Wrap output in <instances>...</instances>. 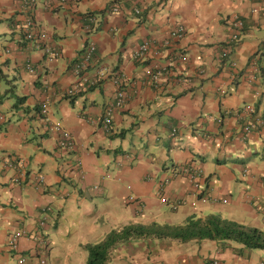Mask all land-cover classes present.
Listing matches in <instances>:
<instances>
[{
  "label": "crops",
  "instance_id": "crops-1",
  "mask_svg": "<svg viewBox=\"0 0 264 264\" xmlns=\"http://www.w3.org/2000/svg\"><path fill=\"white\" fill-rule=\"evenodd\" d=\"M208 217L264 231V0H0V264H85L107 238L105 264H264L263 249L152 233Z\"/></svg>",
  "mask_w": 264,
  "mask_h": 264
},
{
  "label": "trees",
  "instance_id": "trees-1",
  "mask_svg": "<svg viewBox=\"0 0 264 264\" xmlns=\"http://www.w3.org/2000/svg\"><path fill=\"white\" fill-rule=\"evenodd\" d=\"M154 229L157 238L187 239H210L222 241H234L248 249L264 250V231L255 227L245 226L233 221L221 220L216 217H208L202 220L194 219L187 221L183 226H174ZM155 230V231H154ZM139 235L141 233H138ZM137 234V235H138ZM110 240L90 245L87 248L85 264H105L109 259Z\"/></svg>",
  "mask_w": 264,
  "mask_h": 264
},
{
  "label": "built area",
  "instance_id": "built-area-1",
  "mask_svg": "<svg viewBox=\"0 0 264 264\" xmlns=\"http://www.w3.org/2000/svg\"><path fill=\"white\" fill-rule=\"evenodd\" d=\"M60 1H69V0H60ZM112 10L118 11L117 7H113ZM93 25H94L93 17L90 15L87 16L85 18V24H84L85 32L88 34L92 32ZM234 25L237 29H239L241 26V23L240 21H236L234 22ZM181 34H182V27L180 25H175L171 27L167 33V38L164 41V44H168L169 42L178 40ZM27 37H29V34L27 35ZM236 38H237L236 33L232 34L229 39V43H232L233 41H235ZM148 44H149L148 41H143L138 46H136L135 49L131 53L132 59L139 60L140 57L146 52ZM94 49H95V46L93 42L87 41L84 48L79 53L77 62L73 63V65L71 66V71L73 72V74L81 76L86 71V69L90 65L91 58L94 53ZM45 51L49 53L51 56L58 55L57 48H54V51L52 50L51 52L50 48L48 49V47H45ZM225 55H226V51H222L221 56L224 57ZM25 65L28 71L32 70V66L29 63H26ZM101 74H102L101 71H97L96 76L89 81V84L90 85L95 84L98 78L101 76ZM73 92L74 90L72 89H66L64 91V94L71 95ZM122 101H123V94L122 92L117 91L115 93L113 100L109 101L105 105L103 109V113H102V118H101V124L104 129L108 128V125L110 124L111 113L113 112L114 109L119 108L121 106ZM39 115L41 117L42 122L44 123L43 127L48 126L49 130H55L59 132L60 138L58 141V145L63 149H70L73 144L70 134L66 130L60 129L57 124L53 123L50 120V118L48 117L47 103L45 100L39 103ZM15 237H16V234H13L11 238L12 242L16 239ZM21 261L22 260H20V262ZM209 264H217V262L213 260Z\"/></svg>",
  "mask_w": 264,
  "mask_h": 264
}]
</instances>
